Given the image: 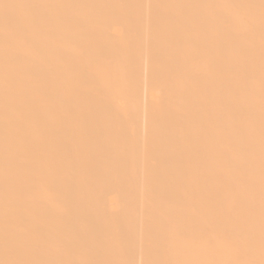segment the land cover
Here are the masks:
<instances>
[{
    "label": "bare ground",
    "instance_id": "obj_1",
    "mask_svg": "<svg viewBox=\"0 0 264 264\" xmlns=\"http://www.w3.org/2000/svg\"><path fill=\"white\" fill-rule=\"evenodd\" d=\"M0 264H264V0H0Z\"/></svg>",
    "mask_w": 264,
    "mask_h": 264
}]
</instances>
